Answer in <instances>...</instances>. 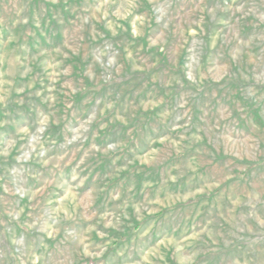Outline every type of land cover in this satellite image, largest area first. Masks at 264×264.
Instances as JSON below:
<instances>
[{
  "label": "rangeland",
  "instance_id": "374dc122",
  "mask_svg": "<svg viewBox=\"0 0 264 264\" xmlns=\"http://www.w3.org/2000/svg\"><path fill=\"white\" fill-rule=\"evenodd\" d=\"M0 264H264V0H0Z\"/></svg>",
  "mask_w": 264,
  "mask_h": 264
}]
</instances>
